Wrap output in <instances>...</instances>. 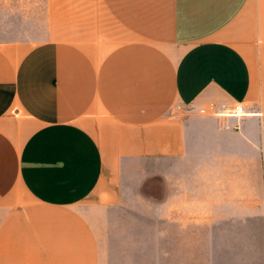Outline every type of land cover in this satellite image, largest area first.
I'll use <instances>...</instances> for the list:
<instances>
[{"label": "crops", "instance_id": "obj_1", "mask_svg": "<svg viewBox=\"0 0 264 264\" xmlns=\"http://www.w3.org/2000/svg\"><path fill=\"white\" fill-rule=\"evenodd\" d=\"M129 198L143 264H264V0H0V264H112Z\"/></svg>", "mask_w": 264, "mask_h": 264}, {"label": "rangeland", "instance_id": "obj_2", "mask_svg": "<svg viewBox=\"0 0 264 264\" xmlns=\"http://www.w3.org/2000/svg\"><path fill=\"white\" fill-rule=\"evenodd\" d=\"M126 205H128L129 211L126 210L115 215L116 222L113 226V237L109 240L115 254L112 264H128L129 260H132L130 264H143V261L137 258L139 254H148L153 251L154 222L151 212L153 204L137 198H129ZM138 206H147V209L140 208V210H146V213L136 214L133 208ZM165 225L163 224V226ZM162 231L163 238L169 237L168 225L166 229L163 227ZM132 254H134L133 258L130 256ZM122 256L126 258H122ZM148 258L149 256H147L145 264H153ZM123 261H126V263Z\"/></svg>", "mask_w": 264, "mask_h": 264}, {"label": "built area", "instance_id": "obj_3", "mask_svg": "<svg viewBox=\"0 0 264 264\" xmlns=\"http://www.w3.org/2000/svg\"><path fill=\"white\" fill-rule=\"evenodd\" d=\"M230 113L240 116L245 113V108L241 105H236L233 109H231Z\"/></svg>", "mask_w": 264, "mask_h": 264}]
</instances>
